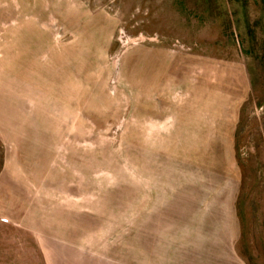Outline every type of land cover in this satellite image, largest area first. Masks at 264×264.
Segmentation results:
<instances>
[{"label": "rangeland", "instance_id": "374dc122", "mask_svg": "<svg viewBox=\"0 0 264 264\" xmlns=\"http://www.w3.org/2000/svg\"><path fill=\"white\" fill-rule=\"evenodd\" d=\"M0 264H264V0H0Z\"/></svg>", "mask_w": 264, "mask_h": 264}, {"label": "crops", "instance_id": "0c3cea01", "mask_svg": "<svg viewBox=\"0 0 264 264\" xmlns=\"http://www.w3.org/2000/svg\"><path fill=\"white\" fill-rule=\"evenodd\" d=\"M234 251V254H233V256H236V257H241V255L238 253V251L237 250H233Z\"/></svg>", "mask_w": 264, "mask_h": 264}]
</instances>
